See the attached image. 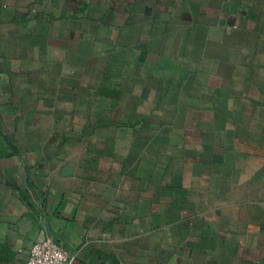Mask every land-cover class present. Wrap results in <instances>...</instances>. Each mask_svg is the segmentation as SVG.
I'll return each mask as SVG.
<instances>
[{"label": "crops", "instance_id": "0c3cea01", "mask_svg": "<svg viewBox=\"0 0 264 264\" xmlns=\"http://www.w3.org/2000/svg\"><path fill=\"white\" fill-rule=\"evenodd\" d=\"M47 236L264 264V0H0V264Z\"/></svg>", "mask_w": 264, "mask_h": 264}, {"label": "built area", "instance_id": "2783aa9c", "mask_svg": "<svg viewBox=\"0 0 264 264\" xmlns=\"http://www.w3.org/2000/svg\"><path fill=\"white\" fill-rule=\"evenodd\" d=\"M76 255L64 248L53 237L47 236L30 249L27 264H74Z\"/></svg>", "mask_w": 264, "mask_h": 264}, {"label": "water", "instance_id": "95a60500", "mask_svg": "<svg viewBox=\"0 0 264 264\" xmlns=\"http://www.w3.org/2000/svg\"><path fill=\"white\" fill-rule=\"evenodd\" d=\"M65 173H67V172H65Z\"/></svg>", "mask_w": 264, "mask_h": 264}]
</instances>
